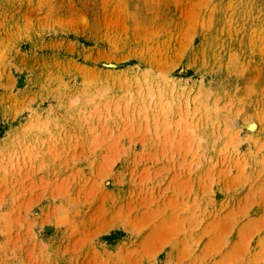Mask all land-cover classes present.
<instances>
[{
	"label": "rangeland",
	"instance_id": "rangeland-1",
	"mask_svg": "<svg viewBox=\"0 0 264 264\" xmlns=\"http://www.w3.org/2000/svg\"><path fill=\"white\" fill-rule=\"evenodd\" d=\"M0 264H264V0H0Z\"/></svg>",
	"mask_w": 264,
	"mask_h": 264
}]
</instances>
